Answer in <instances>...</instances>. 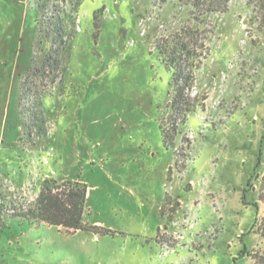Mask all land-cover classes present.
<instances>
[{"label": "rangeland", "instance_id": "rangeland-1", "mask_svg": "<svg viewBox=\"0 0 264 264\" xmlns=\"http://www.w3.org/2000/svg\"><path fill=\"white\" fill-rule=\"evenodd\" d=\"M39 3L0 0V264H255L264 0H230L224 13L191 0L51 1L43 12ZM51 17L63 18L65 69L45 64L23 90L53 48ZM167 54L195 75L196 106L174 147L161 128L170 125ZM47 178L87 184L84 220L97 230L13 216Z\"/></svg>", "mask_w": 264, "mask_h": 264}, {"label": "trees", "instance_id": "trees-1", "mask_svg": "<svg viewBox=\"0 0 264 264\" xmlns=\"http://www.w3.org/2000/svg\"><path fill=\"white\" fill-rule=\"evenodd\" d=\"M51 1L64 2L65 0H40L39 6L42 12L47 9V5ZM229 2L230 0H191V4L195 10L205 8V12L221 13L228 11ZM53 10H55L54 6ZM56 19H54V21L52 20V17L47 19L48 23L51 20L54 23L53 25H55L53 31L51 30L53 33L52 36H50L51 32L48 30V26H45L47 38L52 37L54 43L53 48H51L48 52L44 62L39 64L37 61H34L31 71L21 83L23 90L27 89L25 88V80L29 76L33 75V73L40 72V69L45 64H54L58 67V65L62 62L64 65L63 69H65V61L63 62L62 54L63 51L66 50L68 42L67 40L65 41V30L62 27L63 18L57 17ZM49 24L52 25L51 22ZM167 56L169 57L167 60L168 67L174 70L170 81V99L167 104L170 109L168 117L170 125L168 127L162 123L161 128L163 132L164 144L167 147H174L175 138L180 133V126L187 122L189 113L192 112L196 106V99L192 95L195 75L193 69L184 65L182 60L171 57L168 54ZM19 113L25 128L28 131V121L26 120V111L23 107V99L21 96L19 99ZM32 117L36 121H39L38 130L46 133V121L42 111L36 109V112L32 113ZM28 137L31 139L30 136ZM87 196L88 186L81 180L58 181L54 178H47L42 182L39 195L35 199L34 203H32L27 210L18 214L14 213L15 215L13 216L20 217L22 220H26L32 225L46 223L48 225L63 228L67 232L97 230L98 226L89 225L84 220ZM2 199L3 196L0 195V218L4 209L1 202ZM262 224V222L260 224L257 223L256 229L264 236V228L262 227ZM249 255L253 256L255 264H264V254L260 255L259 253H250Z\"/></svg>", "mask_w": 264, "mask_h": 264}, {"label": "crops", "instance_id": "crops-1", "mask_svg": "<svg viewBox=\"0 0 264 264\" xmlns=\"http://www.w3.org/2000/svg\"><path fill=\"white\" fill-rule=\"evenodd\" d=\"M41 182H42V180H41ZM40 191V190H39ZM39 194V193H38ZM262 237H263V239H264V236L262 235ZM263 244H264V241H263Z\"/></svg>", "mask_w": 264, "mask_h": 264}]
</instances>
